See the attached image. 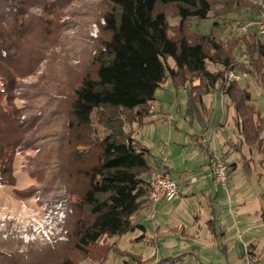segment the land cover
<instances>
[{"label": "rangeland", "instance_id": "obj_1", "mask_svg": "<svg viewBox=\"0 0 264 264\" xmlns=\"http://www.w3.org/2000/svg\"><path fill=\"white\" fill-rule=\"evenodd\" d=\"M243 4L250 10L243 9L228 17L212 13L206 21L188 20L189 32L201 35L211 33L228 49H233L235 46L232 44L245 33L243 27L249 26L250 33L256 31V22L245 24L253 16L256 17L254 10L261 13L257 19L264 15L263 0H244ZM110 6V0L71 2L59 14L56 21L59 27L55 29L53 25L51 33L39 36V42H36L42 57L38 71L19 81L16 105L24 113L22 120L27 123V133L24 135L25 143L19 147L15 157L14 185H9L3 177V187H0V264H57L63 258L62 255H67L76 264H264V253L261 256L264 230L262 234H257L262 237L256 243L259 251L254 253L256 256L250 255L248 258L247 251L242 249L244 240L235 235L237 239L231 241L232 231L224 237L218 228L219 235L211 242V238L206 235L210 229L203 220L199 223L201 235L196 240H187L181 234L168 233L170 220L159 215L155 220L143 219L149 242L142 241L139 237L143 231L137 230L92 246L88 258L73 248L70 228L74 223L78 202L76 193H80L85 184L84 177L78 172L80 165L73 160L77 154L83 153L84 146H89H86L85 139L80 140L78 136L87 138L94 129L70 131L69 110L76 86L86 75L94 73V60L109 37L103 17ZM219 8L215 6L214 10ZM159 9L166 13L171 26L179 25L181 20L176 5H159ZM262 39L264 41V37ZM244 52L245 47L241 42L233 52L241 68L232 70L240 74L248 73L242 67L247 66L243 64L246 62ZM168 64L173 67L174 61L169 59ZM210 66L212 71L220 69V66ZM227 74L228 71L225 80ZM194 83L198 81H191V84ZM235 83L249 86L254 105L264 113V87L250 75ZM197 90L195 92L200 93ZM203 103L197 102L196 106L191 107L188 91L182 85H174L168 77L156 93V100L152 104L153 114L144 120L145 123L156 121L143 127L134 124L126 128L129 132L134 127V136L155 156L151 161H165L175 181L180 182L184 174L200 178L198 184L191 186L198 192L206 184L202 176L204 162L209 161V153L200 147L197 138L206 131L207 139L212 141L211 152L214 150L213 142L221 139L227 141L232 131L238 132L237 122L233 118L235 112L228 107L230 101L222 96L221 91L216 90L203 97ZM219 122L225 125L216 129ZM238 144L234 147L241 150ZM212 155L226 161L222 154ZM228 182L227 191L222 186H216L220 202H227L225 221L229 225L234 224V217L228 207L234 204L238 206L236 210L240 211L239 214L235 213L243 222L250 218V226L256 225L264 213V173L258 177L257 174L248 175L239 168L232 173V181ZM200 200L206 203L204 196ZM256 212L260 214L256 215ZM201 213L204 214V211L201 210ZM180 215L187 217L182 219L187 227L191 228L195 224V214L191 213V218H188V211ZM244 230L240 231L244 234ZM151 239L159 247H154ZM110 245L137 257H123L111 251L106 260L104 254Z\"/></svg>", "mask_w": 264, "mask_h": 264}, {"label": "trees", "instance_id": "obj_2", "mask_svg": "<svg viewBox=\"0 0 264 264\" xmlns=\"http://www.w3.org/2000/svg\"><path fill=\"white\" fill-rule=\"evenodd\" d=\"M74 1L0 0V176L9 185L15 183L13 165L27 133L24 113L16 105L19 81L38 71L42 60L36 44L39 36L50 34L53 25L57 29L59 14ZM110 1V9L103 17L109 37L94 60V73L76 86L69 110L70 131L94 129L87 138L78 136L89 146H84L83 153L73 160L79 163L78 172L85 184L76 193L78 202L70 237L73 248L86 258L92 246L143 227L136 224L135 216L150 206L149 177L160 171L171 174L163 160L151 164L154 156L134 136V127L126 130L127 125L143 127L149 123L144 120L153 114L156 93L168 77L188 91L191 107L203 103V97L214 91H221L236 114L242 144L264 156V116L254 105L249 86L225 80L227 71L240 67L233 52L241 42L246 57L243 64L247 65L243 69L264 87L263 37L256 31L243 33L232 44L235 47L228 49L211 33H190L187 24L191 19L206 21L212 13L228 17L243 9L249 11L244 0ZM159 5L177 6L181 20L177 27L171 26ZM215 6L221 8L214 10ZM254 13L256 17L245 24L257 23L261 13ZM169 59L174 61L173 67ZM210 64L220 69L212 71ZM194 80L198 83L191 84ZM250 161L243 166L248 175H252ZM236 166L228 165V178ZM208 227L215 235L216 220L209 221ZM111 251L137 257L110 245L104 254L106 260ZM61 257L57 264H76L67 255Z\"/></svg>", "mask_w": 264, "mask_h": 264}, {"label": "crops", "instance_id": "obj_3", "mask_svg": "<svg viewBox=\"0 0 264 264\" xmlns=\"http://www.w3.org/2000/svg\"><path fill=\"white\" fill-rule=\"evenodd\" d=\"M258 110L264 116V113L260 109ZM233 118L234 120H236V114L233 116ZM155 121L156 119L153 120L149 124H152ZM224 125L225 124H222L221 122H219L218 125L216 126V129H218L219 126H224ZM237 128H238V132L235 133L232 131L231 135H228L227 141L226 140L224 141L221 139V141L213 142L214 150L211 152H210V147H211L212 141L207 139V136L205 133L206 131H204V133H202V135H200L197 138V141L200 144V147L201 148L203 147L205 151L209 153V161L207 162L208 164L204 162L205 166L203 165L204 175L202 177L204 178V180H206V184H203V186L205 187L204 188L201 187L199 189L200 190L199 192L196 191L195 188L191 186L198 184L200 182V178L197 177L198 181L195 184H192L190 180L193 177H188L186 176V174H184L181 177L182 180L178 182V184L181 186V189L183 188L181 190L180 198L177 201H175V203H167V202L159 203L157 206L156 216L159 215L160 217L164 216L165 218H169L170 226L167 225L169 226L167 227L168 233L172 232L174 234H181L187 240L190 238L196 240V238L201 235L202 232L199 231L201 229V226H199L200 222H203L204 220L205 225L208 227L209 221L216 220V231H215L216 234L214 235V233L211 230L210 231L208 230L210 233L209 232L206 233V235L211 238V242L214 240V238H216L219 235L218 228L221 229V233L224 237L225 236L227 237V235L229 234L228 232L232 231L233 239L231 241L235 242V240L237 239L235 238V235H237L238 239L242 238L244 240L243 241L244 244H242V249L244 252L247 251V256L249 258L251 256H256L254 255V253L259 251L258 245L256 243L258 242V239L259 238L262 239V237H258L257 234L258 232L262 234V230H264V213L261 215L262 217L261 220H259L256 225L251 227L250 224L248 223L250 222V218H249V221L247 220L246 222H243V220L240 219L241 217H238V215L235 213V211L238 214L240 213L238 209L236 210L238 206L235 207L234 204H231L228 207L230 208L231 215L234 217V224L229 225L225 221V215H224L225 206L227 202H220L221 201L219 199L220 194L217 191V187L219 185H216L213 179L208 174L209 165L211 162V155L218 154L219 156H221L220 154H222L223 158L226 159V162L228 165L237 164L236 167H233V169L236 168L235 171H237L239 168L243 169V166L245 165V160L248 159V160H251L250 165L252 169V175L257 174L258 177L263 175L264 156L261 153H255L254 150H253L254 152H252L247 146L242 144L241 142L242 137L240 136V132H239L240 130H239L238 124H237ZM236 143H239L238 148H241V150L239 149L237 150V148L234 147ZM244 157H246L247 159H244ZM163 162L165 163L164 165L168 167L166 162L165 161ZM156 163L158 164L160 162L156 159L154 161H151L152 165H157ZM229 181H232V175L229 177ZM237 190L238 189H234V191H237ZM202 196H204V200L206 202L205 204L200 200ZM230 200H229V203H231ZM201 210L202 212L204 211V214L201 213ZM187 211L190 213V216L188 218H191V213L195 214L194 216L195 224L191 225V228L183 224L182 219L185 220L187 219V217L185 216L184 218L180 215L182 212L186 213ZM259 214H260L259 212H256V215H259ZM143 219H149L148 209L141 211L137 216H135V222L137 225L143 226L145 228L143 229V227H141L138 229V230L143 231L141 236H144V235L146 236L145 239L142 241L149 242L150 240L147 239V229L144 226ZM155 219H157V217H155ZM196 224H197V228H196ZM228 226H230V228ZM243 228H245L244 234L243 232L240 231ZM157 232L158 234L160 233L159 230ZM249 232H251L252 235L250 234L248 237ZM156 238H159V235H156ZM151 244H153L154 247H159L156 241H154L153 239H151ZM167 244H170V243H167ZM262 253H264V248L261 250V256H262ZM127 264H130V263H127Z\"/></svg>", "mask_w": 264, "mask_h": 264}, {"label": "built area", "instance_id": "obj_4", "mask_svg": "<svg viewBox=\"0 0 264 264\" xmlns=\"http://www.w3.org/2000/svg\"><path fill=\"white\" fill-rule=\"evenodd\" d=\"M249 26L242 28L245 33L248 32ZM256 33L264 37V15L259 18L256 23ZM249 74H240L233 70L228 71L226 82H239L244 78H248ZM209 176L214 180L216 185L222 186L227 191L228 186V165L220 157L214 156L209 165ZM3 176H0V187H3ZM198 181L196 177L191 178L190 182L195 184ZM149 185V201L150 206L149 219L154 220L156 217L157 206L159 203H172L179 199L181 194V186L174 180L173 176L165 171L155 172L148 179Z\"/></svg>", "mask_w": 264, "mask_h": 264}]
</instances>
